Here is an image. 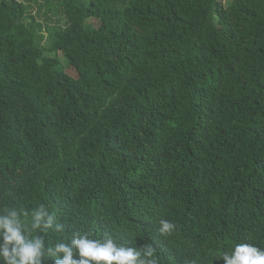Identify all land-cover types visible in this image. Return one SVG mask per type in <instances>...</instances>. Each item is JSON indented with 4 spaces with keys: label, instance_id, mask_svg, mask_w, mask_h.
Wrapping results in <instances>:
<instances>
[{
    "label": "trees",
    "instance_id": "1",
    "mask_svg": "<svg viewBox=\"0 0 264 264\" xmlns=\"http://www.w3.org/2000/svg\"><path fill=\"white\" fill-rule=\"evenodd\" d=\"M40 204L46 249L264 250V0H0V214Z\"/></svg>",
    "mask_w": 264,
    "mask_h": 264
},
{
    "label": "clouds",
    "instance_id": "2",
    "mask_svg": "<svg viewBox=\"0 0 264 264\" xmlns=\"http://www.w3.org/2000/svg\"><path fill=\"white\" fill-rule=\"evenodd\" d=\"M159 224L162 235L170 236L176 230V225L169 220L161 219ZM53 228L63 231L64 225L57 223L56 216L45 204L31 212L23 207L5 208L0 214V257L4 264H45L46 254L55 257L53 264H159L156 248L151 243L137 248L117 244L110 236L94 239L78 231L69 242L61 241L46 249L44 235L40 233L47 234ZM221 259L225 264H264V250L251 243H239ZM185 264L198 262L189 259Z\"/></svg>",
    "mask_w": 264,
    "mask_h": 264
},
{
    "label": "rangeland",
    "instance_id": "3",
    "mask_svg": "<svg viewBox=\"0 0 264 264\" xmlns=\"http://www.w3.org/2000/svg\"><path fill=\"white\" fill-rule=\"evenodd\" d=\"M234 0H223V2L225 3V5H230ZM34 5V4H33Z\"/></svg>",
    "mask_w": 264,
    "mask_h": 264
}]
</instances>
